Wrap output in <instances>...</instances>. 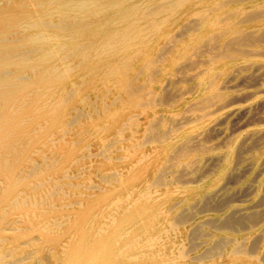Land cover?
I'll use <instances>...</instances> for the list:
<instances>
[{
	"label": "bare ground",
	"instance_id": "obj_1",
	"mask_svg": "<svg viewBox=\"0 0 264 264\" xmlns=\"http://www.w3.org/2000/svg\"><path fill=\"white\" fill-rule=\"evenodd\" d=\"M0 264H264V0H0Z\"/></svg>",
	"mask_w": 264,
	"mask_h": 264
},
{
	"label": "rangeland",
	"instance_id": "obj_2",
	"mask_svg": "<svg viewBox=\"0 0 264 264\" xmlns=\"http://www.w3.org/2000/svg\"><path fill=\"white\" fill-rule=\"evenodd\" d=\"M244 103V102H243ZM255 105V104H254ZM256 108H254V111L253 112H256V111H259V110H261L262 108L261 107H259V108H257V110H255ZM260 112V111H259ZM233 125V124H232ZM232 125H230V129H233V128H238L237 127V125H234V126H232ZM252 125H254V124H251V126ZM233 127V128H232ZM247 127H245V128H242L241 130H245Z\"/></svg>",
	"mask_w": 264,
	"mask_h": 264
}]
</instances>
